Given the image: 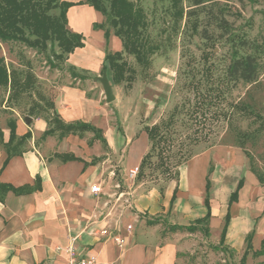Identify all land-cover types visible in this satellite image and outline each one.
Returning a JSON list of instances; mask_svg holds the SVG:
<instances>
[{
	"label": "rangeland",
	"instance_id": "obj_1",
	"mask_svg": "<svg viewBox=\"0 0 264 264\" xmlns=\"http://www.w3.org/2000/svg\"><path fill=\"white\" fill-rule=\"evenodd\" d=\"M129 1L143 10L146 21L143 35L148 44L155 46L154 51L147 54L145 66L125 51L123 39L115 34L108 12L97 11L99 17L94 21L92 9L84 6L73 5L69 11L73 24H70L68 13L70 25L67 21V28L80 29L78 33L90 46L83 40L82 46L62 52L55 40H47L45 48L17 40L0 42V57L6 66L18 72L21 79L27 71L33 77L32 88L27 92L13 93L9 85L0 87V126L7 125L15 113L21 117L38 115L50 120L53 115L48 103L53 98L55 86L62 83L83 86L93 81L96 87L87 90L88 95L97 97L102 91V101L110 106L109 127L115 128L117 134H122L121 140L124 139L114 153H100L99 157H94L104 161L106 180L102 190L107 200L104 209L111 212V216L119 209L124 213L133 212L132 200L136 197L151 191L162 195L167 189L177 187L176 196L187 198L189 193L191 201L187 203L196 210L202 192L188 186L187 168L189 181L194 182L197 177L203 180L207 156L189 163L201 152L231 146L243 153L234 145L244 140L246 150L264 172V0H210L203 7L195 8L191 16L177 15L170 0ZM104 4L108 11L109 2L104 0ZM188 5L186 0L182 2L185 10ZM58 12L59 8H55L48 13L57 15ZM93 22L101 25L102 39L95 35L99 29L93 28ZM105 30L109 33L107 38ZM26 35L33 38L27 30ZM117 51L133 70L129 81L114 83L108 65L103 69L105 54ZM59 53L61 57H57ZM246 55L253 56L257 64V78L252 84L234 82L226 71L234 58ZM103 73L114 94L109 103L105 101L98 80ZM151 126L157 127L161 138L143 141L145 127ZM100 135L91 138L103 146ZM139 143L144 146L136 153ZM146 152L150 156L137 173L136 161ZM214 156L218 159L217 153ZM209 163L214 166L212 160ZM121 192L123 195L117 199ZM263 202V196L256 201L260 206ZM251 210L255 214L251 217L254 230L261 220L264 238V208L261 213L256 212L260 209L254 204ZM144 212L145 217H158L166 231L170 224L192 222L173 215L172 210L154 215ZM256 230L245 264H264V253L256 242ZM187 238L189 247L181 254L186 260L183 264H240L245 244L238 251L228 245L220 246L219 232L201 230L192 232ZM253 250L258 251L252 254Z\"/></svg>",
	"mask_w": 264,
	"mask_h": 264
},
{
	"label": "crops",
	"instance_id": "obj_2",
	"mask_svg": "<svg viewBox=\"0 0 264 264\" xmlns=\"http://www.w3.org/2000/svg\"><path fill=\"white\" fill-rule=\"evenodd\" d=\"M82 6L92 9L94 21L98 20L96 10L87 4L76 5ZM72 8H68L67 15ZM71 18L72 12L69 13L70 21ZM72 29L81 32L80 29ZM97 32L95 35L102 39L101 29ZM84 42L90 46L86 39ZM93 87H96L93 81H87L83 86L64 83L55 86L52 110L63 122L82 121L99 128L105 140L103 146L91 138L94 133L90 131L63 136L55 131L42 137L48 127L46 118L29 116V121H26L27 116L11 115L16 136L20 137L27 131L31 136L24 143L15 145V153L5 164L8 154L0 144V184L13 188L5 192L0 189V264H64L68 246L81 256L96 254L100 264H183L186 260L181 254L188 249L187 235L192 233L166 231L160 222L147 224L146 221L152 218L143 214L145 210L148 215L172 210L173 215L192 221L202 217L206 212L203 205L205 176L211 160L214 166L210 175L213 196L210 199L212 216L209 232H219L220 237L229 194L238 179L243 177L237 201L228 209L230 220L224 240V245L229 248L237 251L243 248L246 234L254 229L252 205L259 207L260 210H256L259 213L264 208V202L261 206L256 203L261 196L264 197V180L262 183L258 181L247 166L243 153L236 147L220 146L217 150H205L189 161L207 156L202 181L198 177L194 182L189 181L187 168L188 186L202 192L196 210L190 202L187 203L191 201L189 193L187 198L175 196L169 209L171 196L175 188L177 194V187L167 189L162 195L151 191L136 197L132 200L133 212L124 213L119 209L111 216V212L104 209L107 204L102 190L106 180L104 161L94 157H99L100 153H114L124 139L121 140L123 136L117 134L115 128L109 127L110 106L102 101V91L97 97L88 95L87 90ZM0 130L6 142L9 138L7 125L0 126ZM145 139L147 136L143 141ZM143 146L139 143L135 152L139 153ZM216 153L218 159L214 156ZM144 154L136 161V167ZM71 155L75 158L62 159ZM219 171L221 175H218ZM109 173L114 174L113 171ZM91 185L100 186V192L93 193ZM122 195V192L118 193L117 199ZM127 225H131V229L128 230ZM104 226L118 228L125 237L123 248L119 249L112 240H104L95 233ZM260 226L261 220L255 229L258 243L263 238Z\"/></svg>",
	"mask_w": 264,
	"mask_h": 264
},
{
	"label": "trees",
	"instance_id": "obj_3",
	"mask_svg": "<svg viewBox=\"0 0 264 264\" xmlns=\"http://www.w3.org/2000/svg\"><path fill=\"white\" fill-rule=\"evenodd\" d=\"M109 2V10H106L104 0H79L77 2L69 0H0V42L7 41H21L29 46L45 48L47 40L57 41V45L62 52H71L74 47L82 46L84 37L78 33L71 31L67 28V10L73 5L87 4L94 10L110 15V23L114 27V32L123 39V45L126 52L133 54L136 61L142 65H146L147 54L154 51L155 46L148 44L147 39L143 35V29L145 28L146 21L145 15L141 8L136 7L129 0H106ZM172 5L176 8L177 15L186 14L191 16L194 14L195 8L203 7V5L210 0H186L190 3L188 9L182 8V2L184 0H170ZM59 8L57 15L49 14V10ZM94 29H101L100 24L93 22ZM33 36L29 38L26 35ZM108 31H104L105 38L108 37ZM57 57H61V54H57ZM108 65L111 70L112 80L114 83H120L123 80L129 81L132 78L133 70L129 67L127 62L123 60L121 52L109 53L107 52L104 56L103 69ZM227 75L234 82H244L252 84L256 82L257 78V64L253 56L246 55L244 57L234 58L227 66ZM33 77L30 73L25 72L24 78L18 76V72L14 69H10L6 66L4 59L0 57V87L10 86L13 93L27 92L32 88L31 80ZM50 110L53 109V103H48ZM35 107L39 108V104H35ZM33 110H31V113ZM51 119H46L48 127L42 133V137L51 135L55 131H59V135L67 134H78L82 135L86 131L94 133V137L100 135L101 130L95 126L82 122H63L60 117L53 112ZM259 116V114H258ZM264 120V118L262 119ZM53 123V124H51ZM9 129V138L6 142L3 141L2 131L0 130V144L7 150V158L4 164L7 162L10 155L15 153V145L24 143L30 136V131H27L20 137L15 134V121L9 120L7 122ZM157 127H145L144 132L149 141H157L161 137L157 134ZM244 135V134H241ZM101 141L104 143L105 140L101 137ZM244 140H239L234 146L242 149L245 158L248 162L249 169L255 174L260 183L264 180V172L258 168V164L254 157L246 150L244 146ZM153 145V143H152ZM150 156L147 152L142 156L140 163L137 167V173L140 172L146 162L147 157ZM73 155L63 157V160L74 159ZM213 172V165L209 164L207 174L205 176V184L203 191V205L206 208L205 214L193 220L191 223L186 225L170 224L168 229L171 231L184 230L188 232L203 231L204 233L209 232V220L211 214V188L212 181L210 175ZM136 173V175H137ZM140 174V173H139ZM243 185V177H240L230 192L228 198V209L229 206L237 201L238 192ZM0 189L5 192L9 189H13L7 184H0ZM176 196V188L170 199L169 209L172 207L173 200ZM227 212L223 219V225L220 232L218 245H224L225 234L230 220V213ZM160 222L158 217L148 219L147 224H157ZM254 229L251 230L245 236V249L240 258V264H245L248 250L252 249V238ZM261 253H264V238L260 241ZM258 250H253L252 254H256Z\"/></svg>",
	"mask_w": 264,
	"mask_h": 264
},
{
	"label": "built area",
	"instance_id": "obj_4",
	"mask_svg": "<svg viewBox=\"0 0 264 264\" xmlns=\"http://www.w3.org/2000/svg\"><path fill=\"white\" fill-rule=\"evenodd\" d=\"M135 171H133L134 173ZM101 188L98 185H91V191L95 194L100 192ZM127 229H131V225H127ZM95 233L104 240H112L116 246L121 249L125 244V237L119 232L118 228H109L108 226L101 227ZM67 258L64 264H100L96 254L81 256L77 254L72 246L67 248Z\"/></svg>",
	"mask_w": 264,
	"mask_h": 264
},
{
	"label": "water",
	"instance_id": "obj_5",
	"mask_svg": "<svg viewBox=\"0 0 264 264\" xmlns=\"http://www.w3.org/2000/svg\"><path fill=\"white\" fill-rule=\"evenodd\" d=\"M98 80L100 81L101 85H102V89H103V93H104V96H105V101L107 103L113 101L114 99V94L112 92V88H111V85L107 79V76L105 73L102 74L101 77L98 78ZM30 117L27 116L25 118L26 121H29Z\"/></svg>",
	"mask_w": 264,
	"mask_h": 264
},
{
	"label": "bare ground",
	"instance_id": "obj_6",
	"mask_svg": "<svg viewBox=\"0 0 264 264\" xmlns=\"http://www.w3.org/2000/svg\"><path fill=\"white\" fill-rule=\"evenodd\" d=\"M70 22L73 24V18H71V21Z\"/></svg>",
	"mask_w": 264,
	"mask_h": 264
}]
</instances>
